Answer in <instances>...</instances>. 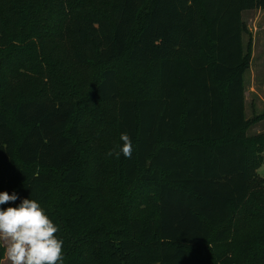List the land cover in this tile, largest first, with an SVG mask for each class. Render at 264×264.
<instances>
[{"label":"trees","instance_id":"obj_1","mask_svg":"<svg viewBox=\"0 0 264 264\" xmlns=\"http://www.w3.org/2000/svg\"><path fill=\"white\" fill-rule=\"evenodd\" d=\"M251 8L264 0H0V192L19 197L0 209L38 200L64 264H264V133L247 136L245 112ZM127 71L145 73L133 97L120 93ZM84 121L102 130V180L80 161ZM124 132L131 159L107 156Z\"/></svg>","mask_w":264,"mask_h":264},{"label":"rangeland","instance_id":"obj_2","mask_svg":"<svg viewBox=\"0 0 264 264\" xmlns=\"http://www.w3.org/2000/svg\"><path fill=\"white\" fill-rule=\"evenodd\" d=\"M242 15L245 28L243 35L244 46L246 51L250 50V66L245 72V112L247 119L250 121L247 127V136L254 137L264 133V8L246 9L243 11ZM124 68L129 69L125 65ZM93 69L94 66H83L80 68L83 74L92 72ZM23 73L30 77L34 75L30 70H26ZM135 73L132 74L129 71L120 73L121 97L136 96L132 94V80H134L135 77H144L145 73L143 71ZM93 106L94 105L90 104L87 105V108L90 110ZM106 107L107 105L100 109ZM108 108L112 109L114 106L109 105ZM98 127V121H84L81 139L79 140V146L81 147L82 153L80 161L88 177L91 179L97 177L102 180L105 176H110V173L105 172L102 165L95 166L100 157L102 158V156L98 155V149L95 145L96 136H99L102 132V130L97 129ZM250 155V164L252 165V163H255L257 157L256 153ZM104 158L106 159V157ZM262 159H264V157H262ZM260 172L264 175V164L260 167ZM253 187L254 194L264 192V188L257 180L253 181ZM255 206L256 205L249 203L247 204L246 209L248 211H254ZM120 232L121 231L117 228L111 227L109 229V233L115 239L120 237ZM112 240L114 239L112 238ZM214 249L219 248L214 246ZM0 251L3 255L0 264H9L5 254V246L2 242H0Z\"/></svg>","mask_w":264,"mask_h":264},{"label":"clouds","instance_id":"obj_3","mask_svg":"<svg viewBox=\"0 0 264 264\" xmlns=\"http://www.w3.org/2000/svg\"><path fill=\"white\" fill-rule=\"evenodd\" d=\"M122 145L114 146L107 156L131 159L134 151L130 136L120 134ZM19 199L13 192H0V205ZM59 228L44 207L35 199L26 198L15 207L0 209V242L5 246L9 264H64L63 240Z\"/></svg>","mask_w":264,"mask_h":264},{"label":"crops","instance_id":"obj_4","mask_svg":"<svg viewBox=\"0 0 264 264\" xmlns=\"http://www.w3.org/2000/svg\"><path fill=\"white\" fill-rule=\"evenodd\" d=\"M257 172L262 175V173L260 172V168L257 170Z\"/></svg>","mask_w":264,"mask_h":264}]
</instances>
